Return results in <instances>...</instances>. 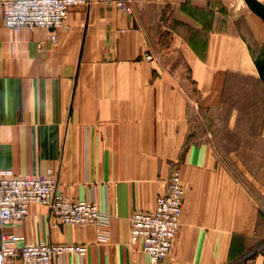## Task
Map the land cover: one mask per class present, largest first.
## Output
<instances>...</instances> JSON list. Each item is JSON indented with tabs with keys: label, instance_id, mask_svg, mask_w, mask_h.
Segmentation results:
<instances>
[{
	"label": "crops",
	"instance_id": "1",
	"mask_svg": "<svg viewBox=\"0 0 264 264\" xmlns=\"http://www.w3.org/2000/svg\"><path fill=\"white\" fill-rule=\"evenodd\" d=\"M131 2V15L103 0L70 8L55 43L42 27H6L0 11V167L51 171L65 198L93 200L108 217L100 241L94 225L58 224L32 203L0 232L20 244L86 245L49 264H151L129 243V217L153 209L176 167L185 188L180 229L159 264H243L249 252L251 264H264V108L256 120L255 101L252 189L219 162L209 129L223 110L229 128L243 125V108L224 102L235 76L264 98L253 14L240 0ZM6 264L24 263L17 254Z\"/></svg>",
	"mask_w": 264,
	"mask_h": 264
},
{
	"label": "built area",
	"instance_id": "2",
	"mask_svg": "<svg viewBox=\"0 0 264 264\" xmlns=\"http://www.w3.org/2000/svg\"><path fill=\"white\" fill-rule=\"evenodd\" d=\"M90 0H0V11L6 27L48 30V39L57 41V30L68 29L70 8L88 4ZM107 5L131 15V0H103ZM147 58H151L149 54ZM166 191L156 197L151 210H135L130 215L129 243L148 255L151 264H159L172 251L174 239L180 229V216L184 204L185 188L180 170L172 168ZM32 203L46 206L49 216L58 224L96 228L97 238L106 239L107 215L93 200L73 201L57 189V178L50 171L43 177L17 175L0 167V228L10 220H20L28 213ZM7 231L0 232V264L17 254L24 264H49L54 256L65 253L83 255L86 245L81 243L23 242Z\"/></svg>",
	"mask_w": 264,
	"mask_h": 264
},
{
	"label": "rangeland",
	"instance_id": "3",
	"mask_svg": "<svg viewBox=\"0 0 264 264\" xmlns=\"http://www.w3.org/2000/svg\"><path fill=\"white\" fill-rule=\"evenodd\" d=\"M262 1L264 2V0ZM240 2L242 3L241 6L244 11L247 12L248 10L251 14H253L249 17L250 20H252V22L249 21V23L250 25L252 23L255 24V29H258L255 30V36L258 38V40H260L259 42L264 44V33H262L263 37L261 34V29L264 31V22L248 8L244 0H240ZM247 23V20L243 19L244 29L248 30L249 25H247ZM261 49H264V46ZM254 76L259 77L256 70ZM255 101L257 102V106H259L257 107L258 111L256 112L257 120L263 115L264 98H259V91L251 79L239 77L238 75L235 76L225 89L224 102L227 106L235 104L243 108V112H241V115H243V118H245L242 122L243 125L240 126L239 124L238 126L229 128L225 122H228L227 120H229L230 110H223L217 115L216 119L218 120L214 123L215 126H211V128H209L212 136H214V138L219 141L212 144L215 151L219 152L220 154L219 162L224 167H226L232 173V175L243 181L245 185L251 189V172L255 171L254 137L255 133L258 131V127H255ZM214 121L215 119L211 120L209 118L210 123H213ZM196 122L197 126L193 129V131L195 130L196 134H203L205 128L203 125L198 126V121ZM242 140L244 142H241ZM251 256V252L245 254L239 263L242 262L243 264H251L249 261Z\"/></svg>",
	"mask_w": 264,
	"mask_h": 264
},
{
	"label": "water",
	"instance_id": "4",
	"mask_svg": "<svg viewBox=\"0 0 264 264\" xmlns=\"http://www.w3.org/2000/svg\"><path fill=\"white\" fill-rule=\"evenodd\" d=\"M248 8L264 22V2L262 0H244ZM258 75L264 83V50L254 60Z\"/></svg>",
	"mask_w": 264,
	"mask_h": 264
},
{
	"label": "bare ground",
	"instance_id": "5",
	"mask_svg": "<svg viewBox=\"0 0 264 264\" xmlns=\"http://www.w3.org/2000/svg\"><path fill=\"white\" fill-rule=\"evenodd\" d=\"M246 4V3H245ZM259 17V16H258Z\"/></svg>",
	"mask_w": 264,
	"mask_h": 264
}]
</instances>
